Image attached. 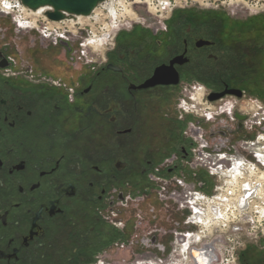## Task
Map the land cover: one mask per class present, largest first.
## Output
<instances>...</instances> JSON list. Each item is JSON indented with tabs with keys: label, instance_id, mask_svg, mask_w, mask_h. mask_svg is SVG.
Wrapping results in <instances>:
<instances>
[{
	"label": "flooded vegetation",
	"instance_id": "flooded-vegetation-1",
	"mask_svg": "<svg viewBox=\"0 0 264 264\" xmlns=\"http://www.w3.org/2000/svg\"><path fill=\"white\" fill-rule=\"evenodd\" d=\"M228 15L131 27L85 69L39 43L27 59L0 27V264H183L169 257L182 214L152 179L190 156L176 100L187 84L248 97L264 80V19ZM257 243L238 264H264Z\"/></svg>",
	"mask_w": 264,
	"mask_h": 264
},
{
	"label": "built area",
	"instance_id": "built-area-1",
	"mask_svg": "<svg viewBox=\"0 0 264 264\" xmlns=\"http://www.w3.org/2000/svg\"><path fill=\"white\" fill-rule=\"evenodd\" d=\"M7 1L10 5L12 2V7L2 5L0 15L14 16L12 18L18 37L36 32V37L30 39L32 44L62 47L73 66L82 64L95 67L102 64L107 52L114 47L118 33L124 30L120 25L123 22L105 17L110 5L117 4L118 0L100 2L91 15L86 16L90 22L86 24L80 20L85 16L66 15L63 20L54 22L46 16L48 11H53L51 8L31 10L22 0ZM131 1L128 2L131 8L134 4L143 3V0ZM161 1L165 4L160 3L150 10L161 16L167 11L165 19L158 22H149V19L148 23L137 18L125 27L142 24L153 30H162L167 20L178 10H185L195 4L199 7L204 4L208 8L211 6L207 0ZM214 2L230 5L227 0H214L213 5ZM246 7L254 8L257 4ZM108 18L111 20L106 23ZM132 21L135 23L132 24ZM211 94L200 83L182 87L177 111L181 119L189 118L185 135L192 142L190 156L180 161V166L184 167L183 173L180 166L178 171H170L175 166V159L169 158L162 165L165 175L152 176L161 185L162 200L182 214L181 229L173 232L169 257L173 261L177 258L183 264H196L192 263L193 251L207 254L211 264H238L239 253L251 242L264 238V198L261 200L257 196L260 185L264 187V133L259 139H233L235 129L229 125L240 123L241 127L253 130L257 124L251 123L248 127V122L250 116L255 115L253 118L257 119V99L236 109L237 102L228 101V97L217 102L209 101ZM245 97L235 99L243 100ZM236 114L245 119L240 122ZM221 118L218 126L212 125ZM206 133H210L213 139H209ZM187 172L195 178L199 173L208 176L214 183L212 190H205L206 184L187 177ZM258 178H262L263 182ZM211 221L213 223L208 231L207 222ZM221 221L226 223L214 224ZM139 264L145 263L141 261Z\"/></svg>",
	"mask_w": 264,
	"mask_h": 264
},
{
	"label": "rangeland",
	"instance_id": "rangeland-1",
	"mask_svg": "<svg viewBox=\"0 0 264 264\" xmlns=\"http://www.w3.org/2000/svg\"><path fill=\"white\" fill-rule=\"evenodd\" d=\"M1 1H5V3H8L7 0H1ZM144 1L145 0H143L142 4H134L132 6V11L137 16V18H139V19L141 18L143 20H146L147 22H148L149 19L151 20L149 22H158L159 20H161V19L163 20V19H165L167 17V15H168L167 11H164V14H163L164 17H163V16H161V14H155L152 10H150L151 7H155L157 5H160V3H162L163 1H161V0H150L149 1L148 0L149 4H148V1L147 2H144ZM188 1H190V0H188ZM213 1L212 0H207L208 4H211L210 8L205 6L206 4H204L203 7H199L197 4H195V5L190 6V8H187L185 10L197 9V10H199L201 12L213 11V12H218V13H226V14H230V15H228L230 17H234V16L242 17V16H246V15L250 16V15L257 14V18H261L262 17L264 19V0H258L257 2L256 1H252V0H247V3L250 2L249 3L250 6H251L252 3H254V5L257 4V7H254V8H247L242 3H235V4H230V5H226V4L222 5V3H218L217 4L216 2H214V5H213ZM220 1H222V0H220ZM128 2H132V1L128 0ZM158 2H159V4H158ZM227 2H230V1L227 0ZM11 4H12V2H11ZM162 4H165V3H162ZM178 11H182V10H178ZM12 17H14V16L6 17V16H2V14H1L0 15V27H2L4 29H8V31H9V41L13 44V42L16 41V37H18V35L15 33V26H14V21H13ZM108 20L109 21L106 20V23L110 22L111 19L108 18ZM167 22H168V20H167ZM167 22H166V24H167ZM127 23H131L130 20L129 21H125L123 23H120V25H122V27H124L123 28L124 30H122L123 32H127L126 30L130 29L128 27H125L127 25ZM133 23H135V22L132 21V24ZM132 27H146V26H143L142 24H133ZM121 32H119V33H121ZM34 36L36 37V32L35 33L31 32L30 35L27 34V35L21 37V38H23V40L21 42V47H22V50L26 53L25 57L27 59H30V57H33L35 55L34 54L35 53V49H34V52H32V48L31 47H33L34 45H37V44H35V43L32 44L31 40H30L31 38H34ZM16 42L19 43L18 41H16ZM35 47L38 48L39 45H37ZM50 47H53V46H50ZM53 48H50V49L46 50L49 53V55L51 57V60L63 61V63L66 65L67 61H68V56L66 57L65 53L62 52L60 49L58 50L55 47H53ZM42 51H44V50H42ZM85 67L89 68V67L84 65L83 68H81V69H85ZM257 89H258L257 90V95H253V94L248 92L249 93V94H247L248 97H245L243 100L235 99V98H237L235 96L228 97L227 100L228 101L237 102L238 107L236 109H240L241 107H243L244 104H249V103L252 102L251 100H254V98L251 99L250 97H255V98H257V104L260 107L264 108V80H258L257 79ZM179 99H180V97H178L177 100H176V103H175V107L176 108H177V104H178ZM214 102H217V101H214ZM216 107H217V109L219 108L218 106H216ZM254 116L255 115H253L252 117L251 116L249 117V122H248L249 126L248 127L251 126V123H255V124H257V126L256 127L254 126L252 128L253 130H251V131H250V128L241 127L240 123H238L236 125H233L231 123L229 124L232 129H235V132L233 134V139H256V138L259 139V137L264 133V111L260 112V110L257 109V119L253 118ZM222 118L221 119H216L212 123V125L218 126L220 121L222 120ZM186 121L189 123V118L186 119ZM237 128H240V129H237ZM206 134H207L209 139H213V138L210 137V133H206ZM183 168H182V173H183ZM185 174L189 178H193V179H196V180H198L200 182H204L206 184L205 190H207V191L212 190V186H213L214 183L205 174L199 173V174H197V178H195L192 174H189L188 172L185 173ZM169 206L171 207V205H169ZM251 243H255V242H251ZM261 247H264V238L260 239L258 241V243H257V248H261Z\"/></svg>",
	"mask_w": 264,
	"mask_h": 264
},
{
	"label": "water",
	"instance_id": "water-1",
	"mask_svg": "<svg viewBox=\"0 0 264 264\" xmlns=\"http://www.w3.org/2000/svg\"><path fill=\"white\" fill-rule=\"evenodd\" d=\"M105 0H22V3L31 10H39L42 8H51L46 16L50 21L58 22L63 20L66 15L70 16H89L95 10L100 2ZM235 96L242 98L243 93L240 91H224L221 93H212L209 101H218L226 96ZM237 119L241 122L244 116L236 114ZM241 125V124H240Z\"/></svg>",
	"mask_w": 264,
	"mask_h": 264
},
{
	"label": "bare ground",
	"instance_id": "bare-ground-1",
	"mask_svg": "<svg viewBox=\"0 0 264 264\" xmlns=\"http://www.w3.org/2000/svg\"><path fill=\"white\" fill-rule=\"evenodd\" d=\"M229 1H230V4L242 3V4H245V6H248L249 5V3H247V0H229ZM255 1H258V0H255ZM2 5H4L5 7H8V8L10 6L12 7V4L10 5L9 3H5V1H1L0 0V7ZM151 8H153V7H151ZM105 17L106 18L107 17H110L113 20H118V22H125V21H129V20L131 21V20L137 19V16L132 11L131 5L128 4V1H125V0H118L117 4L112 3L110 5V7L108 8V14L105 15ZM97 19H98V17L95 18V20H97ZM81 21L83 23H85V24L86 23H90L89 22V18H86V17L81 18ZM252 108L255 109L254 106H252ZM259 108H260V106L257 104V109L259 110ZM258 180L263 182V179L262 178H258ZM259 188L261 190H259L257 192V196H258L259 199L262 200L264 198V192H263L264 187H262L260 185ZM212 223H213L212 221L211 222H207V228H208V230H210L209 226ZM219 223L225 224L226 222L225 221H221V222H216L214 224H219Z\"/></svg>",
	"mask_w": 264,
	"mask_h": 264
}]
</instances>
